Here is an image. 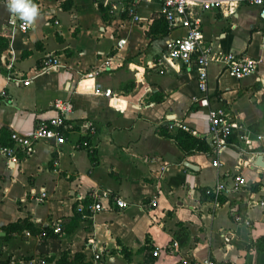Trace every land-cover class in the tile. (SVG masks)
<instances>
[{
	"label": "crops",
	"instance_id": "0c3cea01",
	"mask_svg": "<svg viewBox=\"0 0 264 264\" xmlns=\"http://www.w3.org/2000/svg\"><path fill=\"white\" fill-rule=\"evenodd\" d=\"M32 2L39 14L25 32L6 25L9 11L0 3V131L30 133L38 120L56 114V99H69L72 109L61 142H37L14 162L0 157V264H39V258L54 264L61 253L89 264L91 246L111 256L105 264H199L206 257L216 264H264V251L256 247L264 236V207L246 206L249 197L264 198V166H254L264 153V89L253 75L237 80L219 64L207 67L211 104L221 105L240 130L236 143L217 154L210 147L185 152L171 136L184 126L208 145L206 109L192 102L195 65L157 72L166 35L157 2L137 3L138 21L105 0ZM221 10L198 11L203 40L258 58L262 71L264 24L257 8L240 2L231 14ZM47 52L60 66L42 72L39 62ZM95 68L103 69L84 75ZM253 123L262 124L261 133L249 131ZM86 125L95 127L86 136L94 162L80 146ZM237 163L245 181L238 194L221 203L201 194L234 173ZM40 189L45 195L39 200ZM113 197L123 198L126 207H116ZM84 200L104 208L59 238L7 233L10 223L25 218L35 227H60ZM230 209L249 225L236 223ZM171 240L178 253L168 247Z\"/></svg>",
	"mask_w": 264,
	"mask_h": 264
},
{
	"label": "built area",
	"instance_id": "2783aa9c",
	"mask_svg": "<svg viewBox=\"0 0 264 264\" xmlns=\"http://www.w3.org/2000/svg\"><path fill=\"white\" fill-rule=\"evenodd\" d=\"M110 2V6L114 9L119 6L120 11L125 12L132 21H138L140 18L135 12V5L141 1H155L159 4V15L164 21L167 33L164 37V47L157 54L156 64L159 66L157 72L163 73L174 66L189 67L196 66L195 74V95L192 102L206 109L207 142L210 152L217 154L221 149L232 145L226 140V137L233 130H240V126L236 124L226 113L221 105H212L210 93L207 88V67L210 64H219L222 72L226 73L234 79H241L253 75V81L258 83L264 89V69L261 71L260 60L258 58L249 57L245 54L234 53L230 51H221L215 49L213 45L206 42L202 38L201 18L198 11L210 9H222L224 15L231 14L235 6L240 2L251 4L257 8V18L264 24V0H105ZM7 7V0H0ZM6 25L14 30L25 32L30 23H25L18 16H14L9 12L6 18ZM173 31H180L178 34H172ZM121 41L118 42L120 44ZM107 65V61L103 62ZM60 66L58 58L52 53H44L39 62V70L42 72L53 71ZM103 68H95L87 72L86 76H92L101 71ZM261 71V72H260ZM22 84H28V79L20 80ZM98 92V90L96 89ZM104 94H109V90H104ZM2 95V93H0ZM56 114L47 119L38 120L31 132L28 134H19L9 132V144H0V157L6 161H16L19 156L25 157L33 152L37 142H52L57 144L62 141V130L64 126L65 116L72 109V103L69 99H56L51 103ZM182 129H186L181 126ZM95 131L93 125H86V133L92 134ZM247 143V142H246ZM85 144V141L82 142ZM264 162V153L261 154ZM240 163L235 165V172L227 176L226 179H217L213 184L205 186L201 194L216 203L219 196L224 197L227 194H238L245 186V181L236 170ZM211 165L216 167L219 161L216 157L211 159ZM257 167V165H254ZM45 195L43 189L39 190L37 199H42ZM112 203L122 209L125 208L127 202L121 197H113ZM257 205L264 207V198H247L246 206ZM104 208L98 201L90 203L86 206L88 213L82 214V217H90L94 212ZM80 203L76 206V211H81ZM233 220L236 223L249 225V221L241 214H233ZM53 231H58V223L51 227ZM27 234V232H24ZM39 238L43 233L37 235ZM168 247L173 252H179L178 243L171 240ZM155 253V251H153ZM111 256L100 249L91 246L88 262L89 264H105L106 260H110ZM39 264L45 262L39 258ZM12 262H10L11 264ZM199 264H216L211 258L202 259Z\"/></svg>",
	"mask_w": 264,
	"mask_h": 264
},
{
	"label": "trees",
	"instance_id": "16d2710c",
	"mask_svg": "<svg viewBox=\"0 0 264 264\" xmlns=\"http://www.w3.org/2000/svg\"><path fill=\"white\" fill-rule=\"evenodd\" d=\"M161 21H163L161 18H159ZM163 28L160 30L162 35H165L167 33L166 25L164 21L162 22ZM261 102L264 105V92L261 94ZM263 125H264V120H263ZM262 124H255L249 126V131L254 134L261 133ZM63 127L61 128L63 132ZM238 131L233 130L231 133L228 134L226 137V140L230 143H236V137H237ZM173 140L175 141L176 145L183 151L185 152H206L209 149V146L204 142V138L200 136H193L187 131L177 128L174 131V134L171 136ZM85 141V144L83 145L82 142ZM10 141L8 139V134L5 133L4 130L0 131V144H9ZM80 146L87 148L89 160L91 162H94L93 158V151L90 150L89 143H88V138L86 136L81 137V142ZM264 151V150H263ZM85 202L80 203L82 205V210L81 211H76V206L73 205L72 207V215L68 222L62 224L58 231H53L52 228L48 226H41V227H35L31 222H29L26 218L22 219L17 222L10 223L9 226H7V233H12L16 231H24L27 232L31 235H38L40 233H43L42 238L44 237H52V238H59L62 233H68L70 232L73 228H75L78 225V222L82 218V214L88 213L86 206L91 203L90 200H84ZM224 201V198L222 196H219L216 200V203H221ZM232 204V203H229ZM230 208L232 207L229 205ZM232 209V208H231ZM230 211V216L233 218V214L237 211L238 208L234 209L233 211ZM238 213V212H237ZM236 213V214H237ZM180 244V242H179ZM256 247L262 251H264V236H261L258 238L256 242ZM44 260V258H41ZM54 264H87L84 260L83 257H78V256H73V258L68 259V257L64 254L61 253L58 258L54 261Z\"/></svg>",
	"mask_w": 264,
	"mask_h": 264
},
{
	"label": "clouds",
	"instance_id": "9594fccd",
	"mask_svg": "<svg viewBox=\"0 0 264 264\" xmlns=\"http://www.w3.org/2000/svg\"><path fill=\"white\" fill-rule=\"evenodd\" d=\"M7 9L25 23L33 22L39 14V9L32 0H7Z\"/></svg>",
	"mask_w": 264,
	"mask_h": 264
},
{
	"label": "water",
	"instance_id": "95a60500",
	"mask_svg": "<svg viewBox=\"0 0 264 264\" xmlns=\"http://www.w3.org/2000/svg\"><path fill=\"white\" fill-rule=\"evenodd\" d=\"M262 41L264 42V35H263ZM184 164H186L189 167L192 166L191 164H189L187 162H185ZM254 164L259 166V167L264 166V162L261 161V155L257 156L256 161H255Z\"/></svg>",
	"mask_w": 264,
	"mask_h": 264
}]
</instances>
